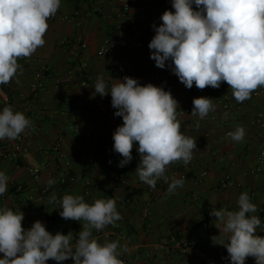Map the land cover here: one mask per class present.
I'll list each match as a JSON object with an SVG mask.
<instances>
[{"label": "crops", "instance_id": "obj_1", "mask_svg": "<svg viewBox=\"0 0 264 264\" xmlns=\"http://www.w3.org/2000/svg\"><path fill=\"white\" fill-rule=\"evenodd\" d=\"M126 2H130V9L121 18L120 9ZM165 10L174 11L171 0H61L56 15L47 21L45 45L30 58L19 59L22 74L0 85V111L11 105L14 111L23 112L35 129L15 141L0 140V148H5L0 171L9 177L0 207L20 209L23 228L29 229L40 220L53 235L71 231L75 238L82 222L64 220L59 215V202L49 204L50 194L43 192L49 187V178L57 183L59 175L66 174L76 179L62 190L60 199L65 193L83 195L90 204L97 198L115 199L122 219L116 227L94 231V236L100 243L119 240L127 244L130 252L119 257L124 264H197L195 257L180 250L167 251L165 245L176 227H181L182 238H197L212 257L226 249L218 244L220 237L212 239L219 235L216 218L210 215L213 208L236 210L243 192L248 193L257 211L264 207V163L258 161L264 131L251 124L255 115L264 113V87L251 99L237 103L226 82L219 88L200 90L193 85L188 89L173 74L171 61L164 69L156 67L148 45L155 35L153 25L162 23ZM107 40L113 48L101 55ZM81 62L87 64L89 79L83 76ZM98 76H103L109 87L112 79L123 80L125 76L137 79L140 85L152 83L170 91L179 109H189L178 119L181 131L200 142L198 151L187 166L180 161L166 170L170 178H185L183 188L169 194L163 180L157 182L155 191L141 182L135 173L140 162L138 145L133 147L131 162L118 166L123 157L114 151L112 137L123 119L114 115L110 93L104 97L95 94ZM198 97L212 98L217 105L203 120L191 115L192 101ZM238 125L246 131L241 143L226 136ZM60 136L65 159L53 149ZM201 170L208 174L198 183L195 177ZM226 175L235 185L222 187ZM12 183L21 184L22 191L13 189ZM72 262L68 259L60 264ZM245 264H255V259L248 257Z\"/></svg>", "mask_w": 264, "mask_h": 264}, {"label": "clouds", "instance_id": "obj_2", "mask_svg": "<svg viewBox=\"0 0 264 264\" xmlns=\"http://www.w3.org/2000/svg\"><path fill=\"white\" fill-rule=\"evenodd\" d=\"M61 0H0V85L9 84L23 68L21 58H30L45 45L47 21L54 17ZM172 10L161 15L162 23L153 25L155 35L149 42L150 59L164 69L171 61L172 72L188 89L219 88L226 82L237 103L251 99L253 92L264 87V0H171ZM112 79V78H111ZM109 84L98 76L95 94L111 95L115 116L123 124L113 133V149L123 159L124 167L133 159L138 145L140 162L135 170L139 180L155 189L158 181L168 185V193L183 188L185 178L166 175L170 164L182 161L187 166L198 151L196 137L181 131L179 103L170 91L152 83L140 85L125 76ZM192 116L205 119L217 105L209 97L194 98ZM180 112H183L180 110ZM228 113L223 114L227 118ZM199 128V122L196 123ZM35 131L32 121L11 105L0 111V140L15 141L21 134ZM231 141L243 142V126L227 133ZM9 177L0 171V196L8 192ZM56 181L49 178L51 187ZM59 202L64 220L82 222L81 230L66 235L50 233L37 220L29 229L22 227L24 213L0 207V264H57L72 259L74 264H124L119 257L130 252L119 240L100 243L94 236L107 226H117L122 216L115 199H94L90 204L83 195L65 193L59 201L53 193L48 203ZM257 206L247 192L239 195L237 209L213 208L210 215L226 248L231 264H245L248 257L264 264V236L257 235L261 219Z\"/></svg>", "mask_w": 264, "mask_h": 264}, {"label": "built area", "instance_id": "obj_3", "mask_svg": "<svg viewBox=\"0 0 264 264\" xmlns=\"http://www.w3.org/2000/svg\"><path fill=\"white\" fill-rule=\"evenodd\" d=\"M129 9H130V2L124 3L120 9L119 16L121 18H125L129 12ZM112 48H113L112 42L107 40L105 42L103 48L99 51V54L103 55V54L109 52ZM79 67L82 69L83 76L86 79H89L90 73L87 69V64L85 62H81L79 64ZM258 93H259V91H255L252 93V95H257ZM224 107L227 108L228 103H225ZM180 110L183 112H180ZM178 112L180 113L178 118H180V117L188 114L189 109L188 108L179 109ZM251 124L258 126L262 131H264V113H258L257 115H255L253 117V119L251 120ZM227 133H226V136L228 137ZM261 135H262V133H260V136ZM63 140H64L63 137L60 136L57 139L56 143L54 144L53 149L58 153L59 157L65 159V155L61 149ZM196 144L198 145V144H200V142H196ZM4 149H5L4 147L0 148V155H3ZM258 161L260 163H264V139H262V141H261V147H260V151H259ZM30 172L35 177L38 176L37 171L35 169L30 170ZM207 174L208 173L206 170H201L199 172V174L195 177L196 182L202 183L205 180V178L207 177ZM183 176H185V175H183ZM75 179H76V177H74V176H70V175H66V174L59 175L57 183L51 187H45L43 192L44 193L48 192L50 194V196L53 193H55L57 196V201H59L60 200V193L62 192V190L68 185L69 182H71ZM233 185H235V182L231 179V177L229 175H226L222 181V187L227 188V187H231ZM12 187L17 192H20L23 189V186L21 184H18V183H12ZM156 189H157V186L155 187V189L151 188V191H155ZM123 202H126V201H123ZM18 208H19V205H18ZM255 215H257L261 219V228L257 229V235L264 236V207H262L259 211H257L255 213ZM180 231H181V227L178 226L175 228L171 238L169 239L168 243L165 245V247L167 248V251L173 252L175 250H180L188 256L195 257L197 259V264H231L226 249H220L214 256L210 257L206 253V251H204L201 248L200 241L197 238L186 240L180 236ZM126 240L130 241V238L127 237ZM71 264H74V262H72Z\"/></svg>", "mask_w": 264, "mask_h": 264}]
</instances>
